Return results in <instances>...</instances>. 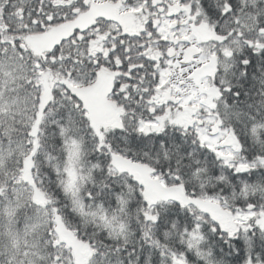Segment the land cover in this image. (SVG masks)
<instances>
[{
  "label": "snow or ice",
  "instance_id": "obj_1",
  "mask_svg": "<svg viewBox=\"0 0 264 264\" xmlns=\"http://www.w3.org/2000/svg\"><path fill=\"white\" fill-rule=\"evenodd\" d=\"M0 264H264V0H0Z\"/></svg>",
  "mask_w": 264,
  "mask_h": 264
}]
</instances>
